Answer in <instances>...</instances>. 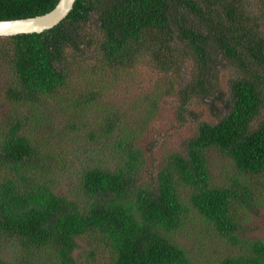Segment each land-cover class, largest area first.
I'll return each mask as SVG.
<instances>
[{
    "label": "trees",
    "instance_id": "1",
    "mask_svg": "<svg viewBox=\"0 0 264 264\" xmlns=\"http://www.w3.org/2000/svg\"><path fill=\"white\" fill-rule=\"evenodd\" d=\"M58 1L0 0V20L44 14ZM242 2L76 0L51 29L0 36V81L15 114L0 122V264H80L78 248L87 238L92 253L111 264H194L170 237L191 208L221 235L242 242L240 252L216 264H264V240L240 237L241 208L264 196V33L247 24ZM219 50L240 73L229 81L227 110L217 121L199 122L185 150L172 153L151 183L139 182L144 154L131 129L114 144V168L85 170L87 199L73 200L49 184L43 149L16 118L22 107L64 100L72 89L79 99L88 96L90 107L101 104L93 96L139 66L166 76L192 54L198 73L181 91L186 104L190 91L213 89L211 57ZM120 120L105 133L123 128ZM212 151L232 163L231 185L213 183ZM182 186L192 189L189 204L180 197Z\"/></svg>",
    "mask_w": 264,
    "mask_h": 264
},
{
    "label": "rangeland",
    "instance_id": "2",
    "mask_svg": "<svg viewBox=\"0 0 264 264\" xmlns=\"http://www.w3.org/2000/svg\"><path fill=\"white\" fill-rule=\"evenodd\" d=\"M242 9L245 18L248 17L247 24L264 33L262 1L243 0ZM180 45L183 48L184 45ZM191 55L187 54L180 66L166 76L148 66H139L128 80L112 86L102 97L93 96L101 104L90 107L88 96L79 99L80 95L73 94L72 89V94L64 100L44 99V104L38 108L22 107L16 118L20 116L25 121L26 132L31 133L43 149L49 184L73 200L87 199L81 184L85 170L94 165L114 168L119 156L114 144L123 132L131 129L138 134L137 146L144 154L139 182L151 183L172 153L185 150L186 141L195 134L199 122L217 121L227 110L229 81L240 74L220 50L214 52L211 57L215 74L213 89L199 93L190 91V99L183 104L181 94L184 96V93L181 91L194 85L198 73L197 60ZM168 77L174 82V78L178 79L175 85L167 82ZM5 85L3 80L0 81V122L8 114H14L13 103L5 95ZM71 99L73 104L69 103ZM115 119H121L120 124L125 126L106 134L108 124ZM95 132H99L96 137ZM209 158L213 183L231 185L236 172L232 163L217 151H212ZM191 192L189 186H182V201L189 204ZM240 214L244 221L240 237L264 240V196L257 195L250 200L249 206L241 208ZM213 227L191 208L181 226L171 231L170 237L186 249L194 264H216L224 256L241 251L242 242L233 243ZM92 241L90 238L81 241L78 248L82 253L80 264H111L107 255L92 253L93 247L89 244Z\"/></svg>",
    "mask_w": 264,
    "mask_h": 264
},
{
    "label": "water",
    "instance_id": "3",
    "mask_svg": "<svg viewBox=\"0 0 264 264\" xmlns=\"http://www.w3.org/2000/svg\"><path fill=\"white\" fill-rule=\"evenodd\" d=\"M76 0H59L56 6L40 15L0 20V36L23 33H40L51 29L64 20L74 7Z\"/></svg>",
    "mask_w": 264,
    "mask_h": 264
}]
</instances>
